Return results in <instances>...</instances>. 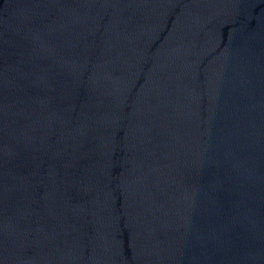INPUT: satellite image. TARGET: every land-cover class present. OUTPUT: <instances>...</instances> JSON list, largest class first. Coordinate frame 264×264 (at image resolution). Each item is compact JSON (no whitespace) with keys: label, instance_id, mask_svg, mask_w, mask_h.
Segmentation results:
<instances>
[{"label":"water","instance_id":"95a60500","mask_svg":"<svg viewBox=\"0 0 264 264\" xmlns=\"http://www.w3.org/2000/svg\"><path fill=\"white\" fill-rule=\"evenodd\" d=\"M0 264H264V0H0Z\"/></svg>","mask_w":264,"mask_h":264}]
</instances>
